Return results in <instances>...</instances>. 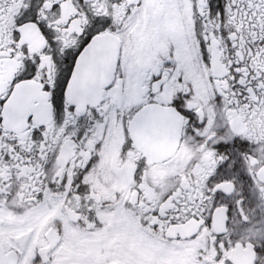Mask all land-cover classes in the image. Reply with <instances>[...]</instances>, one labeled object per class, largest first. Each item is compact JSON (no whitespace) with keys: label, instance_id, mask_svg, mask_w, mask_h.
<instances>
[{"label":"snow or ice","instance_id":"snow-or-ice-1","mask_svg":"<svg viewBox=\"0 0 264 264\" xmlns=\"http://www.w3.org/2000/svg\"><path fill=\"white\" fill-rule=\"evenodd\" d=\"M0 264H264V0H0Z\"/></svg>","mask_w":264,"mask_h":264}]
</instances>
